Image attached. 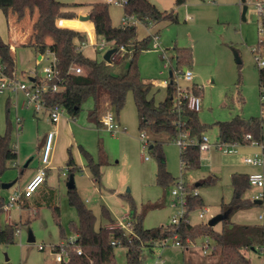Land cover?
<instances>
[{
	"label": "rangeland",
	"instance_id": "rangeland-1",
	"mask_svg": "<svg viewBox=\"0 0 264 264\" xmlns=\"http://www.w3.org/2000/svg\"><path fill=\"white\" fill-rule=\"evenodd\" d=\"M58 1L64 4V10L81 14L90 9L91 3L103 0ZM151 1L157 3L155 0ZM258 2L264 5V0H245L247 9L243 19L241 0H186L181 5H176L175 0H163L162 7L158 4L159 7L174 9L176 21L162 20L149 25L137 23L138 37L143 38L148 34L159 36L156 41L159 47H155L156 43L152 39L150 47L138 57L139 69L144 79L156 81L160 86V91L155 95L157 102L163 100L165 95L162 80L169 77V68L176 67L174 48H192L193 61L189 65L193 73L192 80L188 81L176 73L174 80L178 85L189 89L193 85L200 87L202 107L198 115L209 126L206 134L212 142L217 141L216 122L231 120L236 115L250 118L262 114L264 87L260 86L256 58L264 56L262 48L256 49L263 39L264 15L258 10ZM108 7L112 23L121 25L124 17L123 4L110 3ZM15 22V19L11 21L10 28L0 9V36L12 44L16 36L20 37L17 33L13 35L14 32L19 31L21 36L25 33L27 39L31 33L32 22L29 19L23 20L19 25ZM62 23L77 26L75 20ZM57 24L61 26L60 19ZM82 29L78 31H83ZM94 35L93 29L87 31V45L82 46V51L89 58L101 60L109 49V44L103 50L98 49L92 44V40L96 38ZM15 47L17 70L16 79L12 80L17 82L13 84L25 83L32 86V78L36 75L43 81L46 76L44 69L53 60V55L46 53L39 60V54L34 48L20 43ZM127 63V59L121 61L113 72H123ZM160 71H164V74ZM155 89L156 87L153 92ZM104 105L102 100L99 104L101 111ZM92 108L94 100L88 98L76 117L63 112L60 133L55 135L56 143L59 139L58 146L54 142L51 166L45 182L37 195L29 199V205L16 202L9 206L10 196L16 190L24 188L23 183L29 173L43 165L45 145H41V138L54 125L49 122L47 111H36L34 104L28 102L24 90H12L9 87L0 91V133L10 129L11 143L18 151L17 159L7 161V167L0 173V224L14 225L19 230L14 235V242L0 243V264H56L57 253L53 251L54 248L76 238L75 227L79 223V217L76 208L70 203L67 186L69 173L66 163L70 153L81 167L73 175L75 189L84 203L92 208L96 216V229L107 224L102 216L104 209L109 210L116 218L130 211L131 206L125 199L127 195L134 201L137 213L143 215L144 227L157 228L170 224L175 211L170 205L173 185L164 188L157 184L158 156L151 148V135L144 139L141 136L146 130L139 128L133 92L130 90L127 93L125 105L118 115L120 128L117 131L111 132L89 121L88 111ZM109 109L111 108H107L103 114ZM157 138L163 142L168 171L176 179L183 180L189 190L195 189L203 199V208H208L204 218L198 216L200 208L189 211V215L192 212L194 222L208 223L212 217L223 213V204L230 203L233 198L232 173L257 170L264 172V166L244 162L245 157L262 151L258 143L238 144L235 147L238 149L237 153H226L213 145L208 150L201 151L198 168L182 170L181 146L176 138H169L165 134ZM87 154L95 162H102L101 183L94 180ZM211 178L215 179L212 183L201 184ZM10 182L14 183L9 188L2 186ZM261 191L264 192V186H251L244 197L253 199ZM56 206L58 212L55 211ZM232 221L264 226V203L237 211L232 216ZM215 229H222V222L215 225ZM30 234L34 236L33 241L29 240ZM203 242L204 238L200 237L188 249L176 246L173 239L167 245L156 243L151 249L143 251L142 264H225L218 256L211 255L210 250L205 254ZM40 245L44 248H40ZM244 251L251 259L250 264H264V245L260 252L251 249ZM126 253L125 246L116 247L117 264H127Z\"/></svg>",
	"mask_w": 264,
	"mask_h": 264
},
{
	"label": "trees",
	"instance_id": "trees-1",
	"mask_svg": "<svg viewBox=\"0 0 264 264\" xmlns=\"http://www.w3.org/2000/svg\"><path fill=\"white\" fill-rule=\"evenodd\" d=\"M185 2L186 0H175L176 5ZM123 7L124 15H133L139 22L147 25L162 20H177L174 9H162L151 0H126ZM0 9L3 10L10 28L11 21L14 19L18 25L25 19L32 22L31 33L28 39L26 37L27 40L21 44L34 48L38 53L45 54L49 51L56 56L57 75L53 81L58 82L60 89L43 93L42 97L48 107L60 104L74 118L80 113L87 99L93 98L94 108L88 111V119L101 126L100 102L103 100L104 104L108 103L118 119L125 105L127 93L131 90L137 106L139 128L146 130L147 135H151L153 138L151 148L158 156L157 184L166 188L178 181L167 169L162 149L163 142L157 137L165 134L169 138H177L180 133L189 131L191 138L201 140L209 128L200 120L198 111L191 110L187 106L186 100L181 99L180 106L177 105L176 95L178 93L174 72L182 71L184 67L192 64L193 51L190 46L174 48L176 67L172 68L173 74L166 87L164 99L157 102L155 95L160 89L156 88L153 92L154 85L144 79L138 65V57L143 50L150 47L152 35L139 38L136 23L114 25L108 3L105 1L91 3L89 14L97 38L112 42L113 47L116 48L110 61L85 56L78 47V41L85 40L86 33L57 24L61 18L77 16L73 11L64 10V4L58 0H0ZM262 34L263 39L256 50L262 48L264 56V16H262ZM125 59L128 60L126 69L121 73L113 72L117 64ZM73 66L82 67L83 73L72 72L70 68ZM258 67L260 86L264 87V65H258ZM16 70L15 49L11 42L4 41L0 36V77L5 75L10 79H16ZM35 82L41 83L42 81L36 77ZM190 89L199 95V86L193 85ZM261 105L262 114L259 117L245 118L236 115L231 120L216 122L215 126L218 129L216 142L238 144L252 141L264 142V99ZM248 134L251 135V139L247 138ZM86 156L95 182L101 183L102 162H95L89 154ZM17 157V149L11 143L10 129H7L5 133L0 134V173L7 167V161L15 160ZM180 158L182 170L198 168L201 162V150L197 144H189L180 149ZM66 167L69 173L68 179L81 169L71 153ZM214 180L211 178L201 184H210ZM231 184L233 198L230 203L223 204V212H228V217L222 221L220 230L205 221L192 223L185 220L179 224L170 223L157 228H146L143 225V215L137 213L134 201L127 195L125 199L131 206L130 213L134 224L133 235L119 228H108L106 225L96 229V216L92 208L84 203L75 187L68 188L70 203L76 208L79 217V223L75 227L77 236L74 243L66 247L68 251L66 259L56 264H117L115 249L118 246L112 245L113 240H120L121 246L127 248V264H142V253L145 249H151L156 243L176 237L187 246L195 243L200 237H209L214 242L211 255L218 256L223 263L250 264L251 259L244 250L251 248H255L256 252L262 250L264 226L238 224L232 221L234 213L251 208L256 204L254 199L244 197L251 188L249 174L233 173ZM33 197L34 194L29 198L23 197L20 203L24 206L28 205L25 201ZM188 199L189 211L203 208V199L200 194H190ZM262 201L264 203V196ZM55 211L58 212L57 206ZM102 216L109 223L114 222L109 210L104 209ZM16 232L14 225L0 224V243L14 242ZM76 248H80L82 252L79 254ZM60 250L61 245H58L53 251Z\"/></svg>",
	"mask_w": 264,
	"mask_h": 264
},
{
	"label": "built area",
	"instance_id": "built-area-1",
	"mask_svg": "<svg viewBox=\"0 0 264 264\" xmlns=\"http://www.w3.org/2000/svg\"><path fill=\"white\" fill-rule=\"evenodd\" d=\"M106 3H122L124 4L126 0H104ZM259 12L264 15V5L260 2L257 4ZM77 21V26L72 27L68 25H64L62 21ZM139 21L135 18V16H129L124 15L122 19V25H126L129 23H138ZM82 23L83 21L79 20V18H61L60 24L62 27H69V28H75V29H82ZM159 38L158 34L152 35V39L154 40L155 47H159L157 44V39ZM107 41L102 39L99 42L92 43L94 46L98 47V49L103 50L105 49L107 45ZM87 42L86 39L82 40L78 47L82 49V46H86ZM48 53H51L47 51ZM53 55V60L50 62L49 65H47L44 69V72L46 74L45 78L43 79V83H37L35 82V78L33 80L32 86H27L25 83H20L18 85H14L13 83L17 82L16 80H12L8 78L5 75L1 76V87L0 91L4 88L11 87L12 90H18L22 89L26 92V95L28 97V102L33 103L35 106V109L37 111L40 110H47L49 114L50 121L53 124H56L62 117L63 112L66 111L64 107L60 104H55L51 107H48L46 105V101L43 99V93L46 91H56L60 89V86L58 82L53 81V79L56 78L57 71H56V56ZM260 56V55H259ZM257 64L259 66L264 65V58L257 57L256 58ZM170 69V68H169ZM172 69V68H171ZM170 69V70H171ZM70 70L74 73L80 74L83 73V68L80 66H73L70 68ZM181 74L186 80L190 81L193 78V73L190 68L184 67L182 71H175L174 75ZM53 81V82H52ZM170 83V79H164L161 83L164 87H167ZM177 83V82H176ZM152 84L154 86H159V84L156 81H153ZM177 105L180 106L181 99L186 100L187 106L194 111L201 110L202 107V99L201 96L194 93L189 87H182L181 85L177 84ZM264 99V96H263ZM101 123L102 126L106 129H108L111 132L117 131L120 128V124L118 122V119L116 118L114 112L112 109H109L105 114L101 117ZM56 131L52 130L49 131L46 138V143L44 147L43 157H42V166H40L37 171L34 173V175L31 177V179L27 182V184L24 186L23 189L16 190L9 198V206H12L16 202H20L23 197L29 198L31 197L38 189L39 187L45 182L48 174H49V167H50V154L53 144V139L55 136ZM142 138L144 139L147 136L146 132H143L141 134ZM248 139H251V135H247ZM176 142L181 146V148L187 147L189 144H197L199 146V149L201 151L208 150L213 145H217L220 150L226 153H236L238 150L236 145L238 143H219V142H212L207 134H204L201 138V140H196L195 138H191V133L189 131L182 132L178 135L176 138ZM253 143H258L262 147L261 153H256L254 155H250L244 158V161L248 164L255 165V166H262L264 164V142H256L252 141ZM249 182L251 186L263 188L264 186V172L263 171H254L249 173ZM190 194L196 195L199 194L195 189L189 190L183 180H178L174 185L173 189L171 190V207L174 208V213L171 216V224H179L182 220H185L186 222L190 221L189 218V199L188 196ZM264 196V192H259L258 194L253 196V199H262ZM208 212V208H200L198 216L199 218H204L205 214ZM108 228H119L124 230L127 234L133 235L134 234V224H133V218L130 213V211L125 212L120 218H117L112 223H108L106 225ZM19 232V230H17ZM132 238V236L130 237ZM75 240V239H74ZM74 240L69 241L68 243H62L61 244V250L57 251L56 253V261L61 262L63 259H66V255L68 253L66 247L70 244L74 243ZM171 239H165L161 242L162 245H167V242ZM174 244L176 246H182L187 247V245H184L183 242L178 238H174ZM189 242V240H188ZM112 245L115 246H121L120 240H113ZM191 245V244H190ZM203 252L205 254H208V250H210V253L214 249V242L209 237L204 238L203 242ZM40 248H44L43 245H40ZM77 252L80 254L82 251L80 248H76ZM162 264V263H159Z\"/></svg>",
	"mask_w": 264,
	"mask_h": 264
},
{
	"label": "crops",
	"instance_id": "crops-1",
	"mask_svg": "<svg viewBox=\"0 0 264 264\" xmlns=\"http://www.w3.org/2000/svg\"><path fill=\"white\" fill-rule=\"evenodd\" d=\"M104 1V0H103ZM157 3V5L159 4L161 7H162V5H161V2L163 1V0H155ZM158 5V6H159ZM89 11H90V9L87 11V12H83V13H81V14H77V18H78V16L79 15H87V14H89ZM122 19H123V17H122ZM121 22H122V20H121ZM121 25H122V23H121ZM82 32H85V33H87V31L89 30V29H93L94 30V25H93V23H92V21L91 20H88V21H83V23H82ZM19 31H16V32H14L13 33V35L15 34V33H17V34H19L20 35V37H18V36H16L15 37V42H14V44H12L13 45V48L15 49V52H16V47H15V45L16 44H18V43H24V41L26 40V37H27V35L24 33V35L23 36H21V34L20 33H18ZM94 33H95V30H94ZM16 34V35H17ZM148 35H152V34H148ZM96 38H94L93 40H92V43H97V42H99L97 39V36H96V34L94 35ZM140 38V37H139ZM101 41V40H100ZM107 44H109V49H111V48H113V43L112 42H108ZM82 50V49H81ZM46 53H48V52H46ZM45 53V54H46ZM39 54V56H38V59L40 60V59H42L43 57H44V55L45 54H41V53H38ZM186 67H188L189 68V66H186ZM171 71H172V74H173V70L171 69ZM160 73L161 74H164V71H160ZM172 75H170V69H169V77L168 78H164V79H170V77H171ZM163 79V80H164ZM32 80H34V78H32ZM162 80V81H163ZM159 88L160 89V86H154V88ZM165 88V90H166V87H164ZM164 97H165V95H164ZM164 99V98H163ZM107 108H110V106L108 105V103H105V105H104V108L102 109V111H101V114H103L104 112H105V110L107 109ZM37 111V110H36ZM41 111V110H40ZM44 111H47V110H44ZM43 111V112H44ZM48 112V111H47ZM45 114L47 115V113L45 112ZM48 116H49V114H48ZM49 118V117H48ZM18 122H20L21 120L19 119V117H18ZM119 120V119H118ZM49 122H51L50 121V118H49ZM60 122H61V119L56 123V124H53L52 122V124L54 125V128L53 129H49V131H52V130H54V131H56V133H55V135H57V134H59L60 133V130H61V125H60ZM100 128H103V126L101 125L100 126ZM48 131V132H49ZM48 132H46L45 134H44V136L41 138V145H45V143H46V138H47V134H48ZM1 134V133H0ZM55 139H56V136H54V139H53V144H52V149H53V147H54V142L56 143V141H55ZM58 142H59V139L57 140V143H56V145L58 144ZM58 146V145H57ZM16 148V147H15ZM52 149H51V153H52ZM238 150V149H237ZM18 152V151H17ZM238 152V151H237ZM236 152V153H237ZM262 152V151H261ZM260 152V153H261ZM50 157H51V154H50ZM245 162V161H244ZM50 166H51V162H50ZM255 166V165H254ZM262 166H264V164L262 165ZM39 168V167H38ZM38 168H36V169H34V170H32L30 173H29V175L26 177V179H25V181H24V183H23V185L25 186L26 184H27V182L31 179V177L34 175V173L37 171V169ZM49 169H50V167H49ZM257 171H262V170H257ZM254 172V171H253ZM235 173V172H234ZM237 173H243V172H237ZM247 174H249V173H251V172H246ZM233 174V173H232ZM12 183H14V182H12ZM40 188V187H39ZM39 191V189L34 193V196L35 195H37V192ZM27 204L29 203V199H27ZM29 205V204H28ZM112 215V214H111ZM112 217L114 218V220H116L117 218L115 217V216H113L112 215ZM189 218H190V221L192 222V223H198V222H194L193 220H192V212H191V214L189 215ZM201 222V221H200ZM109 222L107 221V224H108ZM106 224V225H107ZM215 227V226H214ZM189 248V246H187L186 247V249H188Z\"/></svg>",
	"mask_w": 264,
	"mask_h": 264
},
{
	"label": "water",
	"instance_id": "water-1",
	"mask_svg": "<svg viewBox=\"0 0 264 264\" xmlns=\"http://www.w3.org/2000/svg\"><path fill=\"white\" fill-rule=\"evenodd\" d=\"M241 1H242V3H243V19H244V18H245V12H246L247 6L244 5L245 0H241ZM78 18H79V20H81V21H88V20H91V15H90V14H87V15H79ZM114 52H116V48H115V47H113V48H111V49H108V50L106 51V53L104 54V58H103V59H105V60H107V61H110V60H111V56H112V54H113ZM235 54H236L237 60L240 62L241 59L239 58L238 52L236 51ZM170 75H172V71H171V70H170ZM12 184H13V183L10 182V183L3 184L2 186H3L4 188H9L10 186H12ZM67 186H68V188H73V187H75V182H74L73 175H71L70 178L68 179ZM254 203H255L256 205H258V204H262L263 201H262V199H254ZM227 217H228V212L220 213V214H218V215L212 217V218L208 221V224H209L210 226H213V227H214V226L217 225L219 222H222L223 220H225ZM29 240H30V241H33V240H34V236H33L32 234H30V236H29ZM251 250L256 251L255 248H251Z\"/></svg>",
	"mask_w": 264,
	"mask_h": 264
}]
</instances>
